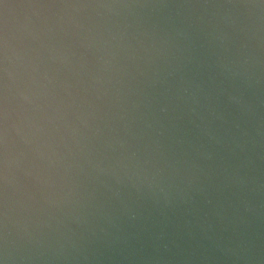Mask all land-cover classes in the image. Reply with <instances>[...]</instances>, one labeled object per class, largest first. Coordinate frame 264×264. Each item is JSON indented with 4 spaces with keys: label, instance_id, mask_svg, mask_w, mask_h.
<instances>
[{
    "label": "water",
    "instance_id": "water-1",
    "mask_svg": "<svg viewBox=\"0 0 264 264\" xmlns=\"http://www.w3.org/2000/svg\"><path fill=\"white\" fill-rule=\"evenodd\" d=\"M0 264H264V0H0Z\"/></svg>",
    "mask_w": 264,
    "mask_h": 264
}]
</instances>
